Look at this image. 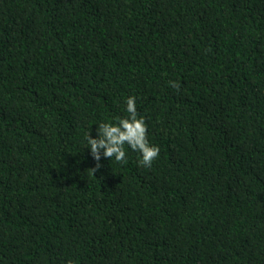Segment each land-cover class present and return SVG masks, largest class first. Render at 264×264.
<instances>
[{
    "label": "trees",
    "instance_id": "16d2710c",
    "mask_svg": "<svg viewBox=\"0 0 264 264\" xmlns=\"http://www.w3.org/2000/svg\"><path fill=\"white\" fill-rule=\"evenodd\" d=\"M0 264H264V0H0Z\"/></svg>",
    "mask_w": 264,
    "mask_h": 264
},
{
    "label": "clouds",
    "instance_id": "9594fccd",
    "mask_svg": "<svg viewBox=\"0 0 264 264\" xmlns=\"http://www.w3.org/2000/svg\"><path fill=\"white\" fill-rule=\"evenodd\" d=\"M169 86L179 89L180 83L169 81ZM128 116L118 120V123H100L96 129L97 138H92L90 132L86 135L87 147L90 155L96 162L88 171L94 176L101 167V158L115 160L120 164H126L125 145L132 151L140 154L138 161L142 167L150 168L159 155V148L150 145L147 139V129L143 117H138L136 98L129 97L126 100Z\"/></svg>",
    "mask_w": 264,
    "mask_h": 264
}]
</instances>
